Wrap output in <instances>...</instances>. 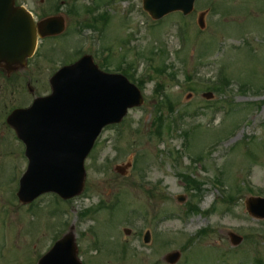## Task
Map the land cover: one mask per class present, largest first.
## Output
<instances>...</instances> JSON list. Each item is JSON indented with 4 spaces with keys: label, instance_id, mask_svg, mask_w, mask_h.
<instances>
[{
    "label": "rangeland",
    "instance_id": "obj_1",
    "mask_svg": "<svg viewBox=\"0 0 264 264\" xmlns=\"http://www.w3.org/2000/svg\"><path fill=\"white\" fill-rule=\"evenodd\" d=\"M25 1L38 19L59 8L67 29L39 42L30 61L33 94L18 95L12 107L45 96L47 80L79 48L99 64L101 48L111 47V70L132 63L137 78L149 65L157 73L145 78L144 105L103 131L85 163L84 192L70 201L48 194L21 204L23 147L12 131L0 132V264H38L71 225L83 264H167L165 256L176 251L177 264H264V220L246 211L250 197H264V0H196L187 17L173 13L160 21L143 10V0H97L95 14L108 18L101 41L96 31L77 32L90 23L82 10L93 0ZM202 13L204 29L198 26ZM219 81L221 90H209ZM157 90L166 95L160 109ZM208 92L214 99L203 97ZM136 157L139 164L127 177L114 171ZM189 174L204 182L202 196L185 190ZM101 201L115 208L103 210ZM191 204L198 211L186 216ZM147 230L151 240L144 244ZM231 232L243 238L238 247Z\"/></svg>",
    "mask_w": 264,
    "mask_h": 264
},
{
    "label": "water",
    "instance_id": "obj_2",
    "mask_svg": "<svg viewBox=\"0 0 264 264\" xmlns=\"http://www.w3.org/2000/svg\"><path fill=\"white\" fill-rule=\"evenodd\" d=\"M194 2L144 0V9L158 20L175 11L188 15ZM20 13L22 10L13 11L17 17ZM200 26L204 27L202 17ZM65 29L63 17L48 18L37 25L30 15L24 21L0 22V62L10 65L25 62L33 55L38 36H55ZM52 87L50 97L35 101L29 110L15 111L9 120L26 144L27 155L32 153L18 193L25 204L47 192H55L64 199L80 195L86 178L84 160L102 128L121 122L129 108L143 103L137 88L123 77L101 73L90 57L62 69L53 77ZM120 171L123 173L124 169ZM247 211L254 218L264 219V200L249 199ZM241 241L232 236L234 245ZM179 257V253H172L167 262L174 264ZM39 264H82L72 230Z\"/></svg>",
    "mask_w": 264,
    "mask_h": 264
},
{
    "label": "flooded vegetation",
    "instance_id": "obj_3",
    "mask_svg": "<svg viewBox=\"0 0 264 264\" xmlns=\"http://www.w3.org/2000/svg\"><path fill=\"white\" fill-rule=\"evenodd\" d=\"M10 2L11 0H6ZM24 6L27 8L25 0H14V7ZM31 74L30 61L26 62L24 67L20 70L16 68H8L6 64L0 66V97L4 100L3 111L0 108V132L9 131L12 129L8 125V117L11 114V110H15L12 104L17 101L18 95L20 99L26 98L28 95H32L33 88L31 86ZM49 85V81H47ZM20 87L21 95L17 92V88ZM48 87V86H47ZM48 93V92H47Z\"/></svg>",
    "mask_w": 264,
    "mask_h": 264
},
{
    "label": "trees",
    "instance_id": "obj_4",
    "mask_svg": "<svg viewBox=\"0 0 264 264\" xmlns=\"http://www.w3.org/2000/svg\"><path fill=\"white\" fill-rule=\"evenodd\" d=\"M192 183L195 184V185H197V184L194 183V182H192ZM196 189H197V191L199 190V192H200V188H198V185H197ZM196 189H195V190H196Z\"/></svg>",
    "mask_w": 264,
    "mask_h": 264
}]
</instances>
